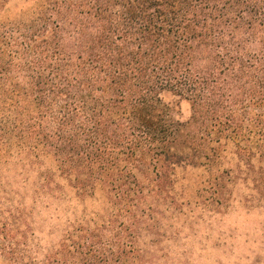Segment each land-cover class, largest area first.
<instances>
[{
  "label": "trees",
  "instance_id": "16d2710c",
  "mask_svg": "<svg viewBox=\"0 0 264 264\" xmlns=\"http://www.w3.org/2000/svg\"><path fill=\"white\" fill-rule=\"evenodd\" d=\"M238 189L264 205V0H0L1 260L152 264Z\"/></svg>",
  "mask_w": 264,
  "mask_h": 264
},
{
  "label": "rangeland",
  "instance_id": "374dc122",
  "mask_svg": "<svg viewBox=\"0 0 264 264\" xmlns=\"http://www.w3.org/2000/svg\"><path fill=\"white\" fill-rule=\"evenodd\" d=\"M190 113V104L182 101L181 120L187 121ZM243 196L245 190L238 189L231 206L221 213L211 214L198 205L184 206L181 213L171 211V232L153 250L152 264H264V205L245 203ZM49 217L45 214L39 222L45 244L59 237L58 230L49 235L48 228L56 225ZM0 264L8 263L0 259Z\"/></svg>",
  "mask_w": 264,
  "mask_h": 264
}]
</instances>
